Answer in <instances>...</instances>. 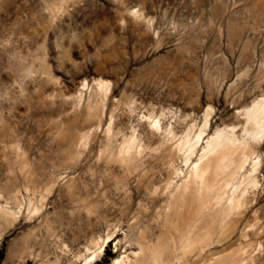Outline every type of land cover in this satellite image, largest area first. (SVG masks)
<instances>
[{
    "label": "rangeland",
    "instance_id": "obj_1",
    "mask_svg": "<svg viewBox=\"0 0 264 264\" xmlns=\"http://www.w3.org/2000/svg\"><path fill=\"white\" fill-rule=\"evenodd\" d=\"M263 104L264 0H0V264H264Z\"/></svg>",
    "mask_w": 264,
    "mask_h": 264
},
{
    "label": "bare ground",
    "instance_id": "obj_2",
    "mask_svg": "<svg viewBox=\"0 0 264 264\" xmlns=\"http://www.w3.org/2000/svg\"><path fill=\"white\" fill-rule=\"evenodd\" d=\"M262 108L264 110V104H263ZM203 131H205V129H202L199 132V134L197 135L196 142H194L192 144H188L189 146H188V148L186 150H187V152H190V154H192L195 151V148H196V146L198 144V141L201 139V137L203 135ZM222 134L223 133H220L216 137L210 138V141L208 142L207 147L205 149H203V152L200 155L199 162H197V164L194 165L193 173H191L192 180H189V182H185V183L183 182L184 185H183V188H182V193L178 197V199L181 201V204L177 205V204L174 203L173 204V210H172V212L178 213V215L180 216V219H181L182 222L186 221V216L187 215H185L186 212H184V210L189 205L188 200L186 198L184 200L183 199L184 197L182 196V194L184 196H186V195L187 196L188 195H196V194L198 195L199 192L194 188V185H195L196 181H198V180H200L201 183H204V181L207 178V174L211 173V170H208V169H216V171L219 172L223 168L229 167V166L225 167V164L228 161L227 157H228L229 153H228V151H225L224 149L221 148V147H225L224 143H225V140H226V137H225V140H224ZM229 136L230 137L234 136L233 132L231 134H229ZM227 141L229 142L230 140H227ZM185 144L187 145V143H185ZM185 144L182 147L183 149H185V147H186ZM187 160H190V157L187 158ZM213 178H214V175L211 174V179H213ZM176 198H177V196H174L173 200H176ZM180 208H182L184 210L181 211ZM188 248H189V243H188L187 240H185L184 244H183V253L184 254L182 256H180V257H176V259L177 260H185L184 255L186 254V252H188L187 251ZM191 249H189V250H191ZM152 253L153 254L155 253L154 248L152 249ZM157 259H158V255H147V256H144V257H139V261H135L132 264H156L157 263ZM165 260H174V259H173V257L170 254V255H166ZM170 263H173V262H171V261L168 262L167 261V264H170ZM178 263H180V261H178Z\"/></svg>",
    "mask_w": 264,
    "mask_h": 264
}]
</instances>
